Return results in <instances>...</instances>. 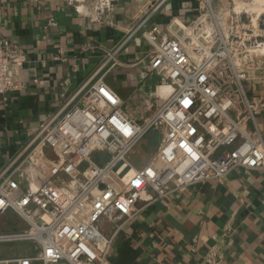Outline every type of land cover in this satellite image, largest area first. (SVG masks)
Returning <instances> with one entry per match:
<instances>
[{
  "label": "built area",
  "instance_id": "obj_1",
  "mask_svg": "<svg viewBox=\"0 0 264 264\" xmlns=\"http://www.w3.org/2000/svg\"><path fill=\"white\" fill-rule=\"evenodd\" d=\"M253 1L198 0L196 16L176 27L148 26L149 14L105 50L96 74L0 171V218L12 211L27 225L0 231V244L36 247L34 255L0 264H111L118 234L145 206L237 168L264 170L256 121L263 105L251 90L264 79V6L255 13ZM139 32L147 45L144 74L159 78L147 105L153 114L141 121L106 81ZM19 57L0 33V100L17 88ZM155 130L157 149L135 164L134 152Z\"/></svg>",
  "mask_w": 264,
  "mask_h": 264
},
{
  "label": "crops",
  "instance_id": "obj_2",
  "mask_svg": "<svg viewBox=\"0 0 264 264\" xmlns=\"http://www.w3.org/2000/svg\"><path fill=\"white\" fill-rule=\"evenodd\" d=\"M99 2L0 0V33L20 56L13 64L17 88L0 100V171L27 146L43 120L96 74L106 49L120 45L149 14L148 26L189 22L198 0H106L98 19ZM52 18L56 26L49 24ZM146 49L136 33L106 77L126 100L143 99V87L155 78L145 76L149 70L140 63ZM251 90L263 105L256 121L264 136V79ZM15 218L11 228L27 227ZM21 243L23 253L19 243L0 244V260L35 254L33 243ZM211 258L215 264H264V170L237 168L225 179L190 186L145 206L118 234L110 262L210 264Z\"/></svg>",
  "mask_w": 264,
  "mask_h": 264
},
{
  "label": "rangeland",
  "instance_id": "obj_3",
  "mask_svg": "<svg viewBox=\"0 0 264 264\" xmlns=\"http://www.w3.org/2000/svg\"><path fill=\"white\" fill-rule=\"evenodd\" d=\"M254 11L258 13L257 10ZM254 16H256V14H254ZM158 83V77L152 78V80L146 86L143 87L145 92L143 95V99H140L137 102L129 101L122 97L125 101L124 109L126 110V112H128L133 118L139 121L151 116L153 112L147 109V105L148 101L150 100V97H152L151 93L155 91V86ZM159 141L160 134L159 132H157V130L152 131L150 134H148L140 143L137 150L134 152L132 156L133 162L137 165L145 163L147 159L151 156V154L155 151V149H157ZM15 216L16 214L12 211H9L6 215L2 216L0 220L5 219L10 223H6V221H0V231L9 230L12 227V221H15L16 219ZM18 246L20 247V250H18L20 253H23V251H27L24 247L25 245L21 242H19ZM6 247H11V245H6Z\"/></svg>",
  "mask_w": 264,
  "mask_h": 264
},
{
  "label": "bare ground",
  "instance_id": "obj_4",
  "mask_svg": "<svg viewBox=\"0 0 264 264\" xmlns=\"http://www.w3.org/2000/svg\"><path fill=\"white\" fill-rule=\"evenodd\" d=\"M253 4H255L254 10H257L258 12H260L262 10V7L264 6V0H254ZM162 90L164 91L165 89H162Z\"/></svg>",
  "mask_w": 264,
  "mask_h": 264
}]
</instances>
